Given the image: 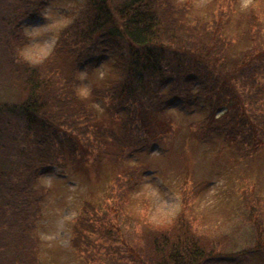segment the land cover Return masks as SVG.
Segmentation results:
<instances>
[{
	"label": "trees",
	"instance_id": "obj_1",
	"mask_svg": "<svg viewBox=\"0 0 264 264\" xmlns=\"http://www.w3.org/2000/svg\"><path fill=\"white\" fill-rule=\"evenodd\" d=\"M48 3L0 0V41L10 55L7 63L0 61V69L7 67V91H12L10 98H0V253L7 258L5 263L0 257V264H42L36 230L48 188L38 185L40 176L81 159L100 162L109 142L117 149L109 153L114 162L155 145L171 130L165 112L177 101L191 107L205 98L209 112L198 122L203 133L224 127L226 139L257 145V129L248 127L239 103L261 110L264 87L257 77L264 74V65L257 59H263L264 49L255 13L247 19L252 48L234 59L225 30L233 4L226 13L219 12L220 20L209 23L190 22L192 7L183 0H83L59 30L49 59L31 64L19 55L30 41L22 22L40 17ZM5 39L14 44L9 48ZM115 48L121 52L107 85L91 94L106 102L118 131L96 125V114L79 92L82 71L91 74ZM237 84L243 90L240 96ZM260 117L264 120V114ZM238 131L246 136L238 138ZM145 172L144 166L137 167L117 185L122 206ZM202 187L192 189L170 223L146 222L140 234L124 242L132 264H206L220 250L226 238L198 234L188 217ZM87 209L91 215L78 220L74 240L81 242V264H100L96 250L108 249L103 240H110L119 226L97 227L106 213L98 215L92 204Z\"/></svg>",
	"mask_w": 264,
	"mask_h": 264
},
{
	"label": "rangeland",
	"instance_id": "obj_2",
	"mask_svg": "<svg viewBox=\"0 0 264 264\" xmlns=\"http://www.w3.org/2000/svg\"><path fill=\"white\" fill-rule=\"evenodd\" d=\"M183 1L192 7L190 22L220 20L219 12L228 11L234 5L233 0ZM82 3L83 0H49L40 17L25 18L23 31L30 41L19 51L20 57L31 64H43L49 59L59 30L70 22L74 10ZM252 12L262 26L260 46L264 49V0H237L225 29L233 43L231 55L234 59L252 48L248 38L251 32H246L251 31L247 19ZM5 41L9 48L14 44L12 39ZM1 47L5 48L2 40ZM120 52L118 48L107 51L105 59L98 62L91 74L83 70L79 85L81 99L96 114V125L115 131L119 129L118 120L111 116L106 102L94 98L91 92L95 87L107 85ZM8 53L3 49L0 61L7 63ZM261 58L257 61L261 60L264 65V57ZM5 69L7 67L2 65L1 99L5 98L4 94L6 99L12 95V91H7L9 81ZM257 78L264 87V74ZM234 86L240 96L241 86ZM239 103L248 127L257 129V145L251 142L254 148L245 140L239 144L226 139L224 127L203 133L198 122L209 109L207 100L199 97L191 107L177 101L166 110L171 130L162 134L152 147L139 149L125 160L114 162L109 153H117V149L109 142L107 156L100 162L81 159L69 163L63 171L54 170L40 176L38 185L48 188L36 230L41 239L42 264H81L84 255L79 251L81 242L76 244L74 240L75 225L78 226L81 218L91 215L87 209L91 204L98 215L106 213L105 222L96 221L97 227L119 226L110 240H103L102 245L108 249L96 250L97 262L132 264L124 242L127 243L134 233L140 234L146 222L170 223L199 184L203 186L201 192L192 203L191 211L187 210L189 219H193V228L210 238L220 235L226 238L206 264H264V134L260 133L264 132L260 130L264 129V120L260 117L264 114V94L260 100L261 110L258 107L253 111L249 105ZM10 120L19 122L15 117ZM15 131L14 128L12 133ZM238 134V138L246 136L241 131ZM140 166L146 168L143 180L131 193L129 202L122 206L117 185L125 180L128 172ZM0 257L7 263L5 254L0 253Z\"/></svg>",
	"mask_w": 264,
	"mask_h": 264
}]
</instances>
